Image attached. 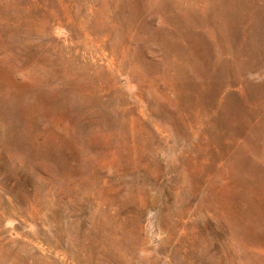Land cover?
I'll return each instance as SVG.
<instances>
[{
  "label": "rangeland",
  "instance_id": "1",
  "mask_svg": "<svg viewBox=\"0 0 264 264\" xmlns=\"http://www.w3.org/2000/svg\"><path fill=\"white\" fill-rule=\"evenodd\" d=\"M0 264H264V0H0Z\"/></svg>",
  "mask_w": 264,
  "mask_h": 264
}]
</instances>
